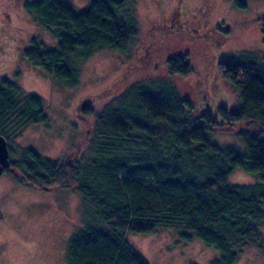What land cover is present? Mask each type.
I'll use <instances>...</instances> for the list:
<instances>
[{
	"label": "trees",
	"instance_id": "obj_1",
	"mask_svg": "<svg viewBox=\"0 0 264 264\" xmlns=\"http://www.w3.org/2000/svg\"><path fill=\"white\" fill-rule=\"evenodd\" d=\"M130 2L87 0L76 9L67 0H22L24 11L54 40L33 34L24 58L52 80L74 85L80 64L95 51L108 47L128 53L137 34ZM233 2L246 7L245 0ZM185 4L181 23L157 25L134 62L127 60L119 80L79 101L78 116H93L84 141L58 159L23 149L3 168L27 186L81 195L86 214L67 239L66 264H149L128 234L161 228L174 229L182 241L198 238L217 249L209 264H234L246 246L259 248L264 264V235L257 229L264 224V54L214 59L212 81L202 72L194 81L197 97L182 95L171 76L194 72L195 60L208 54L213 42L201 8ZM259 16L264 25V10ZM181 34L185 44L178 40ZM162 55L167 74L153 76L148 69ZM219 80L231 84L235 104L218 97ZM104 96L108 101L94 112L90 102ZM45 119L39 94L0 77V134L9 151L12 138ZM225 128L242 146L211 139L212 132ZM236 168L256 181L229 182Z\"/></svg>",
	"mask_w": 264,
	"mask_h": 264
},
{
	"label": "rangeland",
	"instance_id": "obj_2",
	"mask_svg": "<svg viewBox=\"0 0 264 264\" xmlns=\"http://www.w3.org/2000/svg\"><path fill=\"white\" fill-rule=\"evenodd\" d=\"M67 1L76 9L87 4V0ZM245 1L246 7L238 8L233 0H131L137 19V34L128 53L122 56L108 47L95 51L80 64L76 83L67 86L52 80L22 54L33 34L53 43L50 32L24 11L22 0H0V77H11L24 91L39 94L46 113L45 120L26 126L19 135L9 139V159L17 158L26 148L58 159L75 143L84 141L88 134L87 123L93 121V116H78L75 110L79 101L119 80L127 60L133 61L139 49L141 52L142 46L148 43L145 41L151 40L152 31L156 33L157 25L164 27L172 21L181 23L183 16L180 12L186 2L189 8H201L203 16L211 23L208 33L213 42L208 54L204 50L201 52L205 53L202 61L196 58L194 65L197 69L194 72L183 77L171 76L172 83L182 95L192 100L197 97L199 91L194 81L202 72L206 73V79L212 81L214 59L264 54V25L259 20L264 0ZM183 38L186 37L181 34L178 40L183 42ZM154 65L153 69H148L154 70L151 75L166 76L164 55ZM219 82L221 90L217 91L218 97L227 99L228 105H231L230 99L235 104L236 92L231 84L224 80ZM106 101L108 96L92 100L94 112H99ZM211 139L220 145L242 146L235 133L227 128L212 132ZM228 181L249 184L254 183L256 177L236 168L228 176ZM85 214L77 191L67 188L41 190L16 181L8 172L0 173V264H66L67 239L81 224ZM257 229L264 235V224ZM128 240L149 264H209L218 252L205 246L198 238L180 240L172 228L129 233ZM234 264H263L262 251L246 246Z\"/></svg>",
	"mask_w": 264,
	"mask_h": 264
},
{
	"label": "water",
	"instance_id": "obj_3",
	"mask_svg": "<svg viewBox=\"0 0 264 264\" xmlns=\"http://www.w3.org/2000/svg\"><path fill=\"white\" fill-rule=\"evenodd\" d=\"M9 165V148L7 139L0 134V173Z\"/></svg>",
	"mask_w": 264,
	"mask_h": 264
}]
</instances>
